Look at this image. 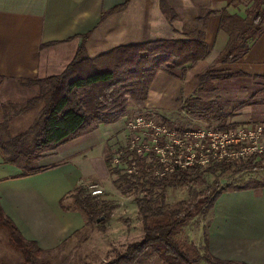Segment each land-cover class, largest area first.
Wrapping results in <instances>:
<instances>
[{
	"label": "crops",
	"instance_id": "obj_1",
	"mask_svg": "<svg viewBox=\"0 0 264 264\" xmlns=\"http://www.w3.org/2000/svg\"><path fill=\"white\" fill-rule=\"evenodd\" d=\"M165 1L174 10L173 22L163 13L161 0H0V124L11 92L23 90L24 80L63 74L83 43L93 59L119 46L188 39L198 28L204 29L210 55L188 72L184 82H190L192 74L203 73L202 66L215 64L229 41L228 33L220 29V16L211 13L229 8L231 14L244 17L249 7L248 0L237 7L231 6L233 0ZM126 3L125 9L111 13ZM217 70L264 77V34L247 56ZM162 75L167 74H159L150 94ZM128 122L126 117L100 125L46 153L39 161L44 170L35 175L23 176L0 154V205L27 241L53 252L84 233L86 217L71 195L82 186L96 185L102 191L113 186L107 156L110 146L119 143L118 136L122 141L127 138ZM207 237L210 254L219 261L264 264V188L224 192L211 210Z\"/></svg>",
	"mask_w": 264,
	"mask_h": 264
},
{
	"label": "trees",
	"instance_id": "obj_2",
	"mask_svg": "<svg viewBox=\"0 0 264 264\" xmlns=\"http://www.w3.org/2000/svg\"><path fill=\"white\" fill-rule=\"evenodd\" d=\"M247 0H233L231 6H239ZM246 15L231 14L229 8L212 12L220 16V29L227 32L229 41L215 64L197 76L198 88L195 94L185 100L184 111L195 118L205 120L210 126L220 129L237 128L228 124V113L222 103L202 101L198 95L217 90L216 83L234 78H254L247 73L220 74L216 65L236 62L247 56L255 41L264 34V0H248ZM127 3L113 9L111 13L125 9ZM163 13L171 22L175 13L165 0H161ZM196 36L180 40H157L141 44L119 46L112 51L90 59L83 43L63 74L43 80H24L23 88H37L38 94L27 100L24 109L42 105L40 114L32 125L22 133L5 138L0 134V154L6 164H12L23 171V176H31L44 170L39 161L50 151L73 141L100 125H111L128 117L132 109L145 104L154 82L161 73L183 82L188 72L210 55V47L205 39L204 29H197ZM11 105V104H9ZM5 105V121L0 131L7 133L12 119ZM14 115V114H13ZM108 168L119 180L141 196L136 200L138 214L143 223V239L130 244L123 254L117 255L108 264H141L153 255H158L165 264H197L202 260L211 264H237L222 262L213 258L209 250V240L205 242V252L185 244L179 233L183 225L203 212L204 199L210 190L216 188L218 180L205 191L196 192L194 186L205 185V178L211 176L239 175L246 172L264 170L261 162L249 161L239 164H216L207 167L194 166L178 169L171 175L155 177L159 169L157 161L147 157L134 156L128 162V170L122 174L108 158ZM119 180L115 183L117 187ZM188 187L194 192L190 198L176 205L166 203V189ZM264 188V182L252 185H230L216 190L205 211H211L217 199L226 191ZM76 208L86 217L87 227L97 224L105 230V223L111 219L113 208L104 195H92L88 186H82L71 195ZM64 206V200L62 202ZM65 209L66 206H65ZM208 209V210H207ZM204 213V212H203ZM0 227L6 229L11 245L18 250L24 264H48L42 256L50 252L41 250L36 243L27 241L15 224L4 214L0 205ZM50 264V263H49Z\"/></svg>",
	"mask_w": 264,
	"mask_h": 264
},
{
	"label": "rangeland",
	"instance_id": "obj_3",
	"mask_svg": "<svg viewBox=\"0 0 264 264\" xmlns=\"http://www.w3.org/2000/svg\"><path fill=\"white\" fill-rule=\"evenodd\" d=\"M209 66H202L200 72L206 71ZM215 66L217 73L219 71ZM195 74V73H194ZM192 74L190 82L185 83L176 81L169 75H162L153 88L148 102L132 109V118L139 114H144L151 119L156 120L159 124H167L175 130H197L210 127V124L205 120L192 117L188 115L183 105L185 100L191 95L195 94V87L197 84V75ZM170 83L174 84L172 87ZM167 88V89H166ZM217 90L212 93L200 94L202 101H211L215 103H222L225 112L228 113V124H236L237 127L246 124L262 123L264 122V77L254 78H235L230 81L217 82ZM164 90H167L164 93ZM38 89L23 88V90L16 89L11 92V105L8 107L11 114V124L4 134L5 138H12L17 134L26 131L34 122L36 117L42 110L41 106H36L30 109H24L28 99L36 96ZM168 95L165 99L160 100L158 107L156 104L158 100ZM14 114V115H13ZM215 126V124H213ZM120 135V134H118ZM129 135V134H128ZM119 138V136H118ZM117 145L113 143L111 146L116 148L111 149L107 157L111 161L116 156L122 158L119 165L114 164L122 174H130L128 169V162L134 159V155L130 152L118 155L119 152L126 151L128 143V136L124 141L120 138ZM123 138V137H122ZM117 143V142H116ZM122 146V147H121ZM120 147V148H119ZM119 148V149H118ZM113 186L104 190L105 199L113 208L111 211V219L105 223V230L100 228V219L97 224H90L88 228L81 233L76 239L71 240L56 251L50 252L42 256L43 260L48 261V264H108L117 255L123 254L130 244L139 242L143 239V223L138 214V207L136 200L141 197L135 189L129 188L126 182L119 180L118 175L113 174ZM119 180L117 187L115 181ZM216 180L221 183L210 190L208 199H204L203 212L195 211L197 215L183 225L179 238L187 245L196 247L201 254L205 252V242L208 240L207 230L210 225L211 211H205L210 205V199L216 194V190H220L225 186H243L252 185L257 181L264 182V170L258 172H246L236 176H211L205 178V185L200 183L195 185L194 191L196 194L205 191L206 188L211 187ZM188 187L177 189H166V203L169 205H176L184 200L190 198V193L194 192ZM66 204V202H65ZM10 236L6 229L0 227V264H24L22 254L13 246H10ZM141 264H165L158 255H153ZM197 264H211L210 261L202 260Z\"/></svg>",
	"mask_w": 264,
	"mask_h": 264
},
{
	"label": "built area",
	"instance_id": "obj_4",
	"mask_svg": "<svg viewBox=\"0 0 264 264\" xmlns=\"http://www.w3.org/2000/svg\"><path fill=\"white\" fill-rule=\"evenodd\" d=\"M126 151L134 156L157 161L155 177L171 175L178 169L207 167L221 163L239 164L249 161L264 164V122L220 129L217 126L178 131L139 114L128 122ZM122 158L114 157L119 165ZM133 172V169L128 171ZM92 195L103 194L96 185L89 187Z\"/></svg>",
	"mask_w": 264,
	"mask_h": 264
}]
</instances>
